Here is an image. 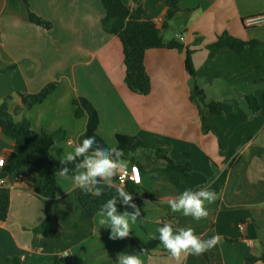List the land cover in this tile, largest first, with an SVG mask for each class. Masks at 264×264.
<instances>
[{"label": "crops", "instance_id": "1", "mask_svg": "<svg viewBox=\"0 0 264 264\" xmlns=\"http://www.w3.org/2000/svg\"><path fill=\"white\" fill-rule=\"evenodd\" d=\"M122 1L129 9L140 6L154 23L167 11L166 0ZM176 1L179 10L163 31H170L169 36H163L175 38L184 49L145 52L151 88L141 95L124 82L122 45L102 26L101 0H29L31 11L50 22L48 29L29 20L22 0H0V102L6 100L15 120L26 116L37 132L62 131L49 148L56 160L74 150L85 130L87 118H76L73 105L82 96L97 110V133L109 147H116V134L137 135L147 145H168L170 159L192 166L177 189L156 178L155 169L163 167V161L155 160L154 152L140 155L141 163L150 158L148 168L139 169L137 184L154 198L140 192L139 199L132 200L141 210L129 233L134 243L113 239L110 228L99 224L102 213L86 214L72 176L60 173L56 175L59 224L66 236L73 223L84 229L70 241L61 235L35 234L33 229L45 218V203L34 193L36 175L23 169L21 180L6 177L10 204L6 219L0 221V264H17L7 258H18L20 264H49L55 256L57 264H117L118 255L125 252L141 254L144 264H264L258 259L264 254V24H243L245 17L264 12V0ZM224 32L258 45L209 57L207 45ZM186 48L191 50L194 77L186 71ZM52 81L57 83L54 91L25 111L18 93H36ZM194 84L206 102L220 103L222 108L221 114L204 110L207 129L202 103L190 99ZM247 96L258 100L259 112L250 108ZM12 148L13 142L0 133V155L7 157ZM222 173L224 185L216 192L218 198L206 203V218L197 221L172 212L170 199L186 189L214 191L210 185ZM163 223L177 229L191 227L202 239L213 235L221 239L199 256L182 255L178 260L160 244L157 228Z\"/></svg>", "mask_w": 264, "mask_h": 264}, {"label": "trees", "instance_id": "2", "mask_svg": "<svg viewBox=\"0 0 264 264\" xmlns=\"http://www.w3.org/2000/svg\"><path fill=\"white\" fill-rule=\"evenodd\" d=\"M26 5L29 20L37 25L50 28V22L40 18L30 9L29 0H22ZM105 10V14L101 20L104 30L110 34L116 35L122 45L123 63L125 67L124 82L128 89L134 93L147 95L150 92L151 83L149 75L144 64L145 52L152 48L177 49L182 51L184 46L175 38L166 39L163 31L169 27L170 20L179 10L176 0H166V14L162 23L158 26L152 21L145 18V12L137 6L129 9L122 0H101ZM258 45L255 40H242L234 37L227 32L218 35L214 42L207 45L209 57L224 52H240L245 48H254ZM185 67L188 74L195 76V70L191 61V50L185 49ZM2 70H0L1 72ZM55 81L46 83L36 93L19 94L22 107L25 111L29 110L33 105L42 103L56 88ZM190 99L194 102H201L202 121L204 129H207L206 119L203 112L208 111L214 114H221L222 108L220 103L206 102L204 92L194 84L191 90ZM250 108L254 112H259V102L253 96L246 97ZM74 115L76 118L86 116V125L84 132L79 136L78 142L86 137L95 136L98 141L108 144L97 133L99 122L98 113L93 104L85 97L78 96L73 100ZM0 133L13 142V148L7 155L4 170L0 172V177L12 174L23 169L31 170L36 175V183L34 185V193L45 203V218L37 227L33 229L35 234L42 237H59L75 239V235L83 230V226L73 223L69 228L68 236L65 235V229L61 227L58 221L60 211L59 200L56 199V175L60 173V169L68 167L70 172L67 176H72L76 171L79 159L67 165L61 164L60 160H56L49 152V148L54 145L62 136V131L46 132L35 131L26 116L20 120H15L14 116L8 111L6 100L0 102ZM116 147L123 150L124 156L130 164L135 163L141 171L148 168L149 159L146 155V162L139 161L140 155L147 152H154V159H161L163 167L156 168L158 172L156 178L164 179L171 182L177 189L180 183L188 177L192 170L190 163L177 164L167 156L168 145H147L137 135L116 134ZM116 177L113 181H116ZM225 173L218 176L210 185L211 188L218 192L224 185ZM104 188L103 194L96 197L77 188V199L80 208L89 216L101 213L102 205L111 197L115 196L118 187H124L130 193L134 200L140 192L148 199H153V195L146 189L138 186L133 181H126L123 186L102 182ZM10 204V190L7 186L0 185V221H4L8 215ZM118 212H123L121 204L116 205ZM128 239L134 243L133 237L129 234ZM264 260V254L258 258ZM6 261L20 264L18 258H7ZM58 257L55 256L49 264H57Z\"/></svg>", "mask_w": 264, "mask_h": 264}, {"label": "clouds", "instance_id": "3", "mask_svg": "<svg viewBox=\"0 0 264 264\" xmlns=\"http://www.w3.org/2000/svg\"><path fill=\"white\" fill-rule=\"evenodd\" d=\"M123 156V150L120 148L107 147L95 136H90L75 143L74 150L67 152L60 161L61 164L67 165L79 159L76 171L72 175L73 185L86 193L100 197L104 191L102 182L111 185L113 178L120 176L123 183L129 167V162ZM69 172L70 169L66 166L60 169L61 176H67ZM116 193L102 205L99 224L110 228L113 239H122L129 236L132 227L141 216V210L132 202V196L124 187H118ZM217 198L218 194L211 190L186 189L178 198L170 199L168 204L172 212H179L183 216H191L199 221L209 215L206 203H211ZM118 203L131 208L132 211L118 212L116 207ZM157 231L160 244L178 260L182 255L199 256L216 246L221 239L219 235L202 239L194 233L193 228L177 229L171 223H163ZM66 253L68 252L63 255ZM116 261L117 264H144L141 254L127 252L119 254Z\"/></svg>", "mask_w": 264, "mask_h": 264}, {"label": "built area", "instance_id": "4", "mask_svg": "<svg viewBox=\"0 0 264 264\" xmlns=\"http://www.w3.org/2000/svg\"><path fill=\"white\" fill-rule=\"evenodd\" d=\"M161 21H162V19L159 18V19H157L155 21V24H159V23H161ZM243 24L246 27L258 26V25L264 24V12L260 13V14H257V15L245 17L243 19ZM5 160H6V157L4 155H0V167H4ZM8 176L12 177V179L15 180V181L21 180L23 178L22 177V173H20L19 171H16V172H14L12 174L6 175L4 177H0V185L5 186V179ZM128 180L129 181H133L134 183H139L140 182L139 167L135 163L129 164L128 171H127V174L124 176L123 183L121 182L120 176H117L116 184L119 185V186H123L124 183L126 181H128Z\"/></svg>", "mask_w": 264, "mask_h": 264}, {"label": "rangeland", "instance_id": "5", "mask_svg": "<svg viewBox=\"0 0 264 264\" xmlns=\"http://www.w3.org/2000/svg\"><path fill=\"white\" fill-rule=\"evenodd\" d=\"M163 34H164L166 37H168L169 34H170V31H168V32H163Z\"/></svg>", "mask_w": 264, "mask_h": 264}]
</instances>
